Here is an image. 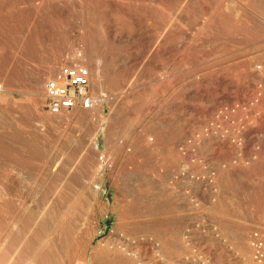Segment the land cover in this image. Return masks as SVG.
I'll return each instance as SVG.
<instances>
[{"label": "rangeland", "instance_id": "obj_1", "mask_svg": "<svg viewBox=\"0 0 264 264\" xmlns=\"http://www.w3.org/2000/svg\"><path fill=\"white\" fill-rule=\"evenodd\" d=\"M0 87V264H257L264 0H0Z\"/></svg>", "mask_w": 264, "mask_h": 264}, {"label": "built area", "instance_id": "obj_2", "mask_svg": "<svg viewBox=\"0 0 264 264\" xmlns=\"http://www.w3.org/2000/svg\"><path fill=\"white\" fill-rule=\"evenodd\" d=\"M98 102L91 90L88 70L79 65L63 67L45 87V109L52 115L78 108L91 110ZM253 247L256 251L254 259L257 264H261L264 261V237L255 235Z\"/></svg>", "mask_w": 264, "mask_h": 264}, {"label": "bare ground", "instance_id": "obj_3", "mask_svg": "<svg viewBox=\"0 0 264 264\" xmlns=\"http://www.w3.org/2000/svg\"><path fill=\"white\" fill-rule=\"evenodd\" d=\"M86 43H83V46H85V49L83 50V54H79L81 58L86 57L88 59V65L90 66L91 70L93 72H95L96 74L102 73V71L104 70L103 66H101V61L103 62V52L100 50L99 48V44L96 40H86ZM82 47V46H81ZM83 48V47H82ZM75 56L79 57L77 55V53L75 54ZM63 57V56H62ZM92 62V63H91ZM94 62V63H93ZM91 64H93V67H91ZM49 63L47 65V68H49L48 71L50 72H55V70L57 69L56 67H49ZM102 88L103 86L101 84H99V89ZM100 105L102 104V101L99 102ZM101 112V108L96 110L94 113H100ZM91 116H94V115Z\"/></svg>", "mask_w": 264, "mask_h": 264}]
</instances>
